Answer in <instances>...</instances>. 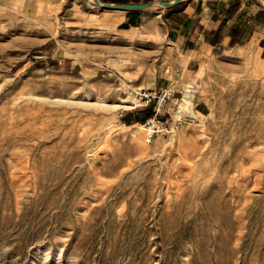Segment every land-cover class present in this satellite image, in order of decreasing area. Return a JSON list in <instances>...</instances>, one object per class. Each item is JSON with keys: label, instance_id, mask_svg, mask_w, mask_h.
I'll use <instances>...</instances> for the list:
<instances>
[{"label": "rangeland", "instance_id": "374dc122", "mask_svg": "<svg viewBox=\"0 0 264 264\" xmlns=\"http://www.w3.org/2000/svg\"><path fill=\"white\" fill-rule=\"evenodd\" d=\"M123 16L0 0V264H264V55ZM165 87L184 123L147 143L117 106Z\"/></svg>", "mask_w": 264, "mask_h": 264}, {"label": "crops", "instance_id": "0c3cea01", "mask_svg": "<svg viewBox=\"0 0 264 264\" xmlns=\"http://www.w3.org/2000/svg\"><path fill=\"white\" fill-rule=\"evenodd\" d=\"M123 14L119 27H136L141 13L163 18L172 45L219 49L243 60L264 55V0H56ZM140 6L138 8H127ZM115 7H122L116 9Z\"/></svg>", "mask_w": 264, "mask_h": 264}, {"label": "built area", "instance_id": "2783aa9c", "mask_svg": "<svg viewBox=\"0 0 264 264\" xmlns=\"http://www.w3.org/2000/svg\"><path fill=\"white\" fill-rule=\"evenodd\" d=\"M127 99L132 103L131 110H149L151 116L143 122L142 127L147 131L146 142L150 143L159 134H169L173 127H179L184 123V118L174 114L171 118L172 124L164 118L170 100L174 97V91L169 88L157 90L131 89L126 93ZM169 115V114H168ZM170 116V115H169Z\"/></svg>", "mask_w": 264, "mask_h": 264}, {"label": "bare ground", "instance_id": "6f19581e", "mask_svg": "<svg viewBox=\"0 0 264 264\" xmlns=\"http://www.w3.org/2000/svg\"><path fill=\"white\" fill-rule=\"evenodd\" d=\"M122 104L119 105V106H117V107L120 108V109H128V110H131V108H129V106H131V104H132L130 101H127V100L122 101ZM136 126L142 128L141 125H136Z\"/></svg>", "mask_w": 264, "mask_h": 264}, {"label": "water", "instance_id": "95a60500", "mask_svg": "<svg viewBox=\"0 0 264 264\" xmlns=\"http://www.w3.org/2000/svg\"><path fill=\"white\" fill-rule=\"evenodd\" d=\"M97 6L98 7H102V6H99L98 4H97ZM138 7H140V6H130V7H127V8H138ZM116 9H121L122 7H115Z\"/></svg>", "mask_w": 264, "mask_h": 264}, {"label": "trees", "instance_id": "16d2710c", "mask_svg": "<svg viewBox=\"0 0 264 264\" xmlns=\"http://www.w3.org/2000/svg\"><path fill=\"white\" fill-rule=\"evenodd\" d=\"M150 116V114H147V116L146 117H149ZM145 119V118H144ZM144 119L143 120H141V121H144Z\"/></svg>", "mask_w": 264, "mask_h": 264}]
</instances>
